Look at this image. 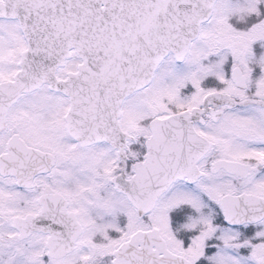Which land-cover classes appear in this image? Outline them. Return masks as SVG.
I'll list each match as a JSON object with an SVG mask.
<instances>
[{
    "label": "snow or ice",
    "instance_id": "snow-or-ice-1",
    "mask_svg": "<svg viewBox=\"0 0 264 264\" xmlns=\"http://www.w3.org/2000/svg\"><path fill=\"white\" fill-rule=\"evenodd\" d=\"M0 264H264V0H0Z\"/></svg>",
    "mask_w": 264,
    "mask_h": 264
}]
</instances>
